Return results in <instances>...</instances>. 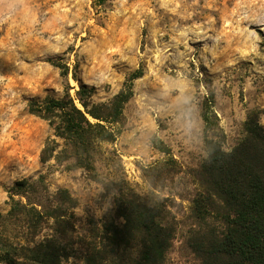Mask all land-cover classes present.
<instances>
[{
	"label": "rangeland",
	"instance_id": "374dc122",
	"mask_svg": "<svg viewBox=\"0 0 264 264\" xmlns=\"http://www.w3.org/2000/svg\"><path fill=\"white\" fill-rule=\"evenodd\" d=\"M139 70L120 135L93 153V179L29 104L69 91L84 111L81 85L94 88V106L108 104ZM207 112L226 151L246 136L249 116L264 126V0H0V240L18 249L19 264H36L23 248L48 239L73 249L65 264H83L90 231L123 223L115 199L129 188L173 223L164 264H199L189 238ZM49 143L56 151L44 163ZM12 197L42 218L22 207L9 217ZM53 212L69 220L65 237Z\"/></svg>",
	"mask_w": 264,
	"mask_h": 264
},
{
	"label": "trees",
	"instance_id": "16d2710c",
	"mask_svg": "<svg viewBox=\"0 0 264 264\" xmlns=\"http://www.w3.org/2000/svg\"><path fill=\"white\" fill-rule=\"evenodd\" d=\"M142 76V70L133 74L108 104L94 106V88L81 85L77 97L84 111L76 106L69 91L59 100L33 101L29 111L49 121L55 136L72 149L77 165L97 179L93 153L99 144L114 143L120 135L115 126L133 96L134 80ZM88 116L96 122L92 123ZM204 120L206 133L211 132V136L205 140L207 158L193 174L197 193L191 201V218L197 229L191 232L189 247L199 264H264V126L257 114L249 116L246 136L226 151L225 138L217 131L219 125L211 124L208 112ZM55 151V145L47 144L42 161L50 160ZM12 200L15 205L9 217L16 214L17 207H22L42 218L35 207L28 208L13 197ZM115 204L123 223H105L101 228L96 225L90 231L92 242L83 264H164L175 233L173 223L166 220L165 207L159 202L148 204L129 188L119 190ZM46 216L55 220V233L65 237L69 225L66 214L53 212ZM17 250L0 240V264H19L14 257ZM23 250V258L36 264H65L73 251L60 239H48ZM129 250L136 251L138 257H128Z\"/></svg>",
	"mask_w": 264,
	"mask_h": 264
}]
</instances>
